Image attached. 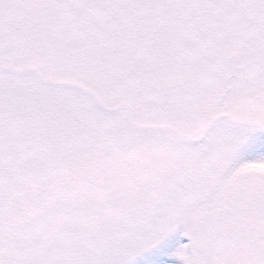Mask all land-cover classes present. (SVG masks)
I'll return each mask as SVG.
<instances>
[{
	"label": "snow or ice",
	"instance_id": "snow-or-ice-1",
	"mask_svg": "<svg viewBox=\"0 0 264 264\" xmlns=\"http://www.w3.org/2000/svg\"><path fill=\"white\" fill-rule=\"evenodd\" d=\"M0 264H264V0H0Z\"/></svg>",
	"mask_w": 264,
	"mask_h": 264
}]
</instances>
